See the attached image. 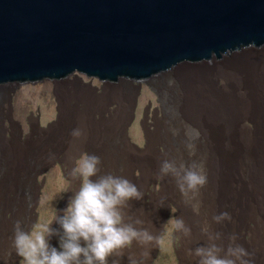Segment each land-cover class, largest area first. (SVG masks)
I'll list each match as a JSON object with an SVG mask.
<instances>
[{"label":"bare ground","instance_id":"obj_1","mask_svg":"<svg viewBox=\"0 0 264 264\" xmlns=\"http://www.w3.org/2000/svg\"><path fill=\"white\" fill-rule=\"evenodd\" d=\"M150 83L160 96L162 112L154 117L151 133H158L155 140L163 146L164 153L154 163L140 160L139 167L147 176L152 174L161 179L160 208L172 202L191 229L190 236L182 235L185 248L180 253V264H198L194 249L208 242L207 235L201 231L205 224L212 232L221 234L217 243L226 248L229 238L235 236V243L250 254L246 259L251 264H264V50L261 55L246 54L218 67L217 61H213V69L184 68ZM123 88L122 84H116V89L105 87L104 96L98 98L87 89L77 88L75 80L55 85L60 115L59 123L50 133H61L60 142L57 140L60 153L64 150L62 140H71L73 130L80 129L85 136L80 140L74 137L76 145L100 157L102 175L118 176L117 141L124 140L134 99L133 93ZM110 105L113 108L109 109ZM104 113L108 115L106 118ZM172 129L177 130L176 135ZM190 129L206 133L210 150L204 151L202 143L195 140V154L189 155L185 147L188 141L180 133ZM1 154L0 163L4 160ZM164 160L175 161L177 166L202 161L207 178H215V197L208 183L200 189L198 217L188 211L191 206L186 208L176 179L170 174L161 178L160 166ZM23 202L24 210L18 220L22 229L29 232L36 220V214L30 213L34 201L29 196ZM212 202H215V216L226 211L231 220L216 223L211 216ZM158 218L155 217V222ZM15 219L0 229V264H8L5 262L8 256L17 264L20 257L13 246ZM243 233L247 235L245 241L239 237ZM113 259L109 257L108 262Z\"/></svg>","mask_w":264,"mask_h":264},{"label":"water","instance_id":"obj_2","mask_svg":"<svg viewBox=\"0 0 264 264\" xmlns=\"http://www.w3.org/2000/svg\"><path fill=\"white\" fill-rule=\"evenodd\" d=\"M261 50L264 0H0V101L72 80L145 85Z\"/></svg>","mask_w":264,"mask_h":264},{"label":"rangeland","instance_id":"obj_3","mask_svg":"<svg viewBox=\"0 0 264 264\" xmlns=\"http://www.w3.org/2000/svg\"><path fill=\"white\" fill-rule=\"evenodd\" d=\"M75 83L77 88L87 89L98 98L104 96V86L87 80H75ZM122 87L127 92L131 91L134 99L130 118L125 125L124 140L117 141L118 176L129 179L144 193L142 199L129 201L130 207L125 209L126 218L144 220L143 227L161 237V243L150 249L134 242L131 251L139 258L143 251L149 250L150 255L145 264H180V253L185 248V241L181 233L173 230V219L180 218V212L176 205L169 201L163 209L160 208L158 198L162 186L161 179L152 174L147 176L139 167L140 160H151L154 163L163 157L164 148L155 140L158 133H151L154 117L162 114L160 96L150 82L145 85L122 84ZM58 104L55 85L16 88L11 100L0 101V152L4 159L0 163V229L10 220H18L24 210L23 201L32 196L34 202L30 213L31 216L36 214V220L29 232L39 231V226L50 223L54 216L64 215V210L79 189L80 180L74 179L69 173L76 167L78 158L87 151L76 145L77 142L72 137L69 141L62 140L65 144L64 150L59 152L58 139L61 138V133H50L59 123ZM108 107L111 109L113 105ZM107 116L104 113L103 117ZM83 134L77 139L83 138ZM180 135L187 140L185 133ZM197 141L202 143L204 151L210 150L206 133H199ZM211 149L214 162V149ZM100 175L101 172L89 179L95 181ZM207 183L215 197V178H209ZM183 202L187 209L191 206ZM211 205V216L214 217L215 202ZM17 208H20L18 213ZM188 211L198 217L192 209ZM157 216L159 218L155 222ZM49 226L56 230L57 235L48 238V242L51 247L60 250L59 240L63 230L55 220ZM210 231H213L212 228ZM239 237L243 241L247 240L245 233ZM81 244L83 246V241ZM119 260L120 264H128L127 251ZM5 262L16 263L13 258L9 259V256ZM108 263L112 264V260ZM17 264H22V257H19Z\"/></svg>","mask_w":264,"mask_h":264},{"label":"clouds","instance_id":"obj_4","mask_svg":"<svg viewBox=\"0 0 264 264\" xmlns=\"http://www.w3.org/2000/svg\"><path fill=\"white\" fill-rule=\"evenodd\" d=\"M173 135L177 134L172 129ZM80 129H74L73 137H80ZM185 144L189 155L195 154L196 145L193 141L199 138V132L190 129L185 132ZM101 172V159L95 154H82L69 173L74 179L80 180V186L63 216L52 219L60 225L63 234L60 235V250L51 247L48 238L57 235L50 223L43 224L39 231L25 232L18 220L14 226L13 246L17 254L22 257V264H108L109 257H116L112 264H120L119 257L128 253V264H145L150 255L145 250L138 258L131 251L135 242L146 249L161 243V237L153 234L147 227H143L144 220L126 218L125 209L130 207V200L142 199L144 193L137 185L123 176L114 174L100 175L95 181L89 179ZM161 178L171 175L176 179L177 188L181 196L192 207V211L199 214L200 189L208 181L204 163L193 161L190 165L175 161L164 160L160 166ZM216 223L230 221L228 212H221L214 216ZM173 230L187 237L191 229L183 218L173 219ZM207 235L206 246L194 249L198 264H251L246 259L250 254L240 244L235 243L236 237L231 236L230 243L225 248L219 232L210 231L207 224L201 228ZM83 241V246L81 244Z\"/></svg>","mask_w":264,"mask_h":264}]
</instances>
